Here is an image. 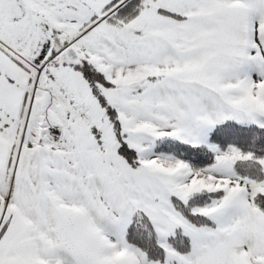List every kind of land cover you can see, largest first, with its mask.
I'll list each match as a JSON object with an SVG mask.
<instances>
[{
    "label": "snow or ice",
    "instance_id": "1",
    "mask_svg": "<svg viewBox=\"0 0 264 264\" xmlns=\"http://www.w3.org/2000/svg\"><path fill=\"white\" fill-rule=\"evenodd\" d=\"M0 264H264V0H0Z\"/></svg>",
    "mask_w": 264,
    "mask_h": 264
}]
</instances>
